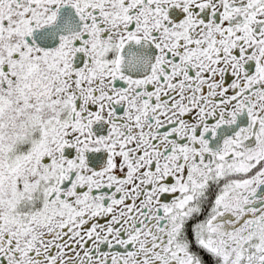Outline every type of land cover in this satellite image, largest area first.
I'll return each mask as SVG.
<instances>
[{
    "label": "snow or ice",
    "instance_id": "obj_1",
    "mask_svg": "<svg viewBox=\"0 0 264 264\" xmlns=\"http://www.w3.org/2000/svg\"><path fill=\"white\" fill-rule=\"evenodd\" d=\"M0 264H264V0H0Z\"/></svg>",
    "mask_w": 264,
    "mask_h": 264
}]
</instances>
